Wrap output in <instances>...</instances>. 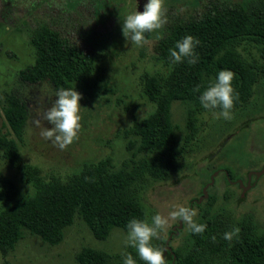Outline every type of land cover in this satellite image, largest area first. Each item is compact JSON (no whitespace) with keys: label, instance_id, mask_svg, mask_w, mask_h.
Segmentation results:
<instances>
[{"label":"trees","instance_id":"1","mask_svg":"<svg viewBox=\"0 0 264 264\" xmlns=\"http://www.w3.org/2000/svg\"><path fill=\"white\" fill-rule=\"evenodd\" d=\"M99 1L101 6H114L113 0ZM17 2L0 0V23L9 19L8 12ZM166 16L167 23L153 45V54L167 66V72L161 77L145 73L143 91L154 109L122 132L131 156L118 169L106 156L96 163H85L79 172L65 178L52 175L44 179L37 166L22 162L20 154L19 144L28 119L27 103L14 92L1 97L8 131L0 130V157L20 170L22 180L32 188L31 193L14 198L0 193V200L12 198L9 205L0 209L3 254L12 251L27 234L51 246L59 244L76 214L99 240L107 238L114 228L127 231V223L133 218L147 221L139 195L148 185L165 181L177 170L196 139L199 116L220 111L202 107L199 95L203 90L215 82L221 70H230L235 74L233 87L239 93L233 110L250 101L256 83L264 78V0L215 1L198 15L184 18L166 13ZM187 35L200 40L195 49L198 62L173 64L169 49ZM29 41L34 61L18 73L19 79L29 85L48 81L56 91L74 88V83H85L96 69L95 55L69 41L48 22L38 23ZM244 42L256 46L258 59L244 57L239 49ZM197 85L200 92L194 91ZM174 102L185 108L186 132L181 141L172 121ZM223 169L231 176L227 168L217 170ZM210 200V195L205 205L197 199L190 200V208H199L196 222L207 225L203 235L188 229L181 244L170 246L166 252L168 237L161 235L152 241L154 247L163 250L167 264H264V232L255 231L252 217L233 218L225 210L215 211ZM236 227L240 229L238 236L231 242L224 240L223 234ZM176 231L180 233L179 229L169 231L170 239ZM129 253L136 264H146L130 246L114 253L85 246L76 259L79 264H123Z\"/></svg>","mask_w":264,"mask_h":264},{"label":"rangeland","instance_id":"2","mask_svg":"<svg viewBox=\"0 0 264 264\" xmlns=\"http://www.w3.org/2000/svg\"><path fill=\"white\" fill-rule=\"evenodd\" d=\"M17 1V6L8 12L9 19L0 23V100L5 93L14 92L27 103L28 119L19 144L22 162L37 166L44 179L52 175L65 178L79 172L85 163H96L106 156L111 158L114 169L122 167L131 156L122 132L154 109L144 95L143 77L146 72L158 77L167 72V66L153 54V45L163 29L146 33L147 43L143 46H135L131 41L126 45L122 24L128 14L143 11L145 5L139 7L136 0H113L112 8L101 6L99 0ZM215 1L248 0H165L166 13L188 18ZM43 21L97 58L96 69L87 81L74 83L82 94V129L79 139L65 150L40 135L42 128L51 125L37 116L38 111L42 113L52 106L57 91L48 81L29 85L18 76L22 68L34 61L31 31ZM239 49L247 60L258 59L254 44L244 42ZM171 110L181 141L186 132L185 108L174 102ZM218 113L199 116L196 139L177 170L165 181L148 185L139 195L147 222L158 212L167 215L172 205L190 208V200H198L207 186V197H202L201 204L205 205L210 195L215 211L225 210L233 218L251 216L255 231L264 232V171L257 175L264 169V78L256 83L250 101L232 110L231 120L217 118ZM36 119H40L39 127L34 123ZM0 130L8 131L1 101ZM218 168H227L230 177L240 182L253 175V187L243 193L239 189L241 184H229V178ZM212 176L213 182L209 184ZM31 192V186L22 180V172L0 157V193L14 198ZM11 202L12 198L1 199L0 209ZM192 209L199 213V208ZM178 223L179 220L171 221V226L161 234L168 237L173 227L179 229L180 233L168 243L172 247L187 236L188 226L182 222L178 228ZM126 235L127 231L114 228L107 238L99 240L76 214L59 244L51 246L27 234L12 251H0V264H79L76 256L83 247L120 252L126 247Z\"/></svg>","mask_w":264,"mask_h":264},{"label":"clouds","instance_id":"3","mask_svg":"<svg viewBox=\"0 0 264 264\" xmlns=\"http://www.w3.org/2000/svg\"><path fill=\"white\" fill-rule=\"evenodd\" d=\"M165 0H147L143 11L128 14L122 24V34L126 45L131 41L135 46H143L147 43L145 34L161 29L167 23ZM200 40L192 35L185 36L176 42L174 48L169 49V55L173 64L187 62L195 65L199 56L195 49ZM234 73L230 70H221L214 83L203 90L199 95L200 104L204 109H219L217 118L231 120L235 102L239 100V93L233 87ZM200 92V86L194 89ZM56 98L51 107L46 111L37 112L51 127L42 128L40 135L51 141L60 150L67 149L73 142L79 139L82 129L80 115L82 94L75 88H61L56 92ZM40 126V119L34 121ZM198 213L195 209L186 206L172 205L167 215L156 213L151 217V222L133 218L127 223V235L125 245L134 248L141 260L146 264H167L163 250L154 247L152 241L159 239L161 234L170 226L171 221H182L194 234L203 235L207 225L196 222ZM240 229L233 228L223 234V239L231 242L237 237ZM215 242L216 238H212ZM123 264H136L129 253L123 259Z\"/></svg>","mask_w":264,"mask_h":264},{"label":"flooded vegetation","instance_id":"4","mask_svg":"<svg viewBox=\"0 0 264 264\" xmlns=\"http://www.w3.org/2000/svg\"><path fill=\"white\" fill-rule=\"evenodd\" d=\"M136 2H137V4H139L140 3V6H142L143 4H146L147 3V0H136ZM223 171H224V173H225V175H226V177H228L229 178V180H228V183L229 184H233L234 186H236V187H238L239 186V183L241 184V188H239L241 191H242V188H245V187H247V186H249V188H252L253 187V184H252V176L253 175H250V180H248V177H246V180L244 181V180H242V182H240V181H236V179L235 180H233L231 177H230V174H229V172L228 171H226V169H223ZM240 187V186H239ZM177 229V228H176ZM175 229V230H176ZM178 234V232L175 234V235H177ZM170 235H172V234H170ZM171 240V239H170ZM169 249H167L166 248V246H165V252L166 251H168Z\"/></svg>","mask_w":264,"mask_h":264},{"label":"water","instance_id":"5","mask_svg":"<svg viewBox=\"0 0 264 264\" xmlns=\"http://www.w3.org/2000/svg\"><path fill=\"white\" fill-rule=\"evenodd\" d=\"M139 7H140V6H139ZM138 9H139V8H138ZM263 171H264V169H262L260 172H257V175H260L261 173H263ZM212 182H213V176L211 177V181L209 182V184L212 183ZM206 187H207V186H205V187L203 188L202 196H200V198L198 199L199 202L201 201L202 197H207ZM248 187H249V186H247V187H245V188H242L243 193H244V191L246 190V188H248ZM181 226H182V221H179V223H178V228H181ZM175 229H176V228L173 227V230H175ZM176 233H177V231H176ZM170 238H171V235L168 236V238H167V240H166V244H165L166 248L169 249V250H170V246H169L168 243H169V241H170Z\"/></svg>","mask_w":264,"mask_h":264}]
</instances>
